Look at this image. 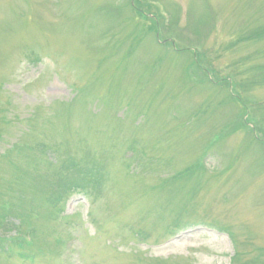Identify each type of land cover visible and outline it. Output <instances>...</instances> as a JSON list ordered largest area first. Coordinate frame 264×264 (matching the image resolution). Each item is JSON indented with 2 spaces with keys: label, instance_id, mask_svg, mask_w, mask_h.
<instances>
[{
  "label": "rangeland",
  "instance_id": "obj_1",
  "mask_svg": "<svg viewBox=\"0 0 264 264\" xmlns=\"http://www.w3.org/2000/svg\"><path fill=\"white\" fill-rule=\"evenodd\" d=\"M0 264H264V0H0Z\"/></svg>",
  "mask_w": 264,
  "mask_h": 264
},
{
  "label": "trees",
  "instance_id": "obj_2",
  "mask_svg": "<svg viewBox=\"0 0 264 264\" xmlns=\"http://www.w3.org/2000/svg\"><path fill=\"white\" fill-rule=\"evenodd\" d=\"M86 172H88V174L86 173V175L89 176V178H86V177H83V178H79V179H72V180H68L65 182V184H61L63 186L66 187L67 190L69 189H72V187H75V188H79V187H83L86 185L87 182H91V181H99L100 180V175L98 176V178H95L94 174H92L91 172L95 171V168L92 167V168H89L88 170H84ZM60 184V183H59ZM52 201H59V198H52L51 199Z\"/></svg>",
  "mask_w": 264,
  "mask_h": 264
}]
</instances>
